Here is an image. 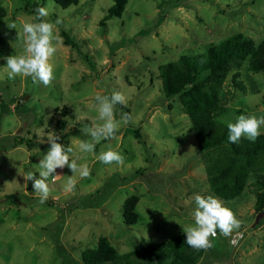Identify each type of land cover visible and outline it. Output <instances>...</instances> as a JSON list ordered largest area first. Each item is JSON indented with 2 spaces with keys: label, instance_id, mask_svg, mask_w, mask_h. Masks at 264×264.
I'll return each instance as SVG.
<instances>
[{
  "label": "rangeland",
  "instance_id": "obj_1",
  "mask_svg": "<svg viewBox=\"0 0 264 264\" xmlns=\"http://www.w3.org/2000/svg\"><path fill=\"white\" fill-rule=\"evenodd\" d=\"M112 4L79 0L62 8L53 0H0L6 25L17 24L10 55L25 54L22 25L38 22L39 7L49 9V22L60 21L55 34L61 38L50 58L55 78L48 86L22 75L9 79L6 57H0V264H84L82 253L95 249L100 238L119 254L129 253L131 261L152 264L133 249L185 235L182 228L195 224L197 194L217 197L243 223L228 237L217 229L213 247L196 264H264V213L255 222L264 212V202L257 209L264 193L256 177L250 173L231 200L211 191L205 165L215 152L199 150L180 97L165 98L158 73L159 65L190 50L203 53L208 44L235 33L260 45L264 0H127L121 16L106 19ZM61 27L84 43L96 71L76 48L63 44ZM236 71L242 88L232 84ZM113 92L126 97L125 108L116 106V118L128 113L129 123L114 139L101 140L93 153L81 152L79 141L90 139L84 130L102 123L95 96ZM220 96L214 119L221 124L242 114L264 115V70H252L249 58L238 68L230 65ZM53 132L61 137L58 143L73 147L70 158L87 163L91 175L80 178L77 173L76 187L67 193L72 172L57 169L61 176L48 178L50 194L41 204L33 181L24 176L34 172L39 178L38 163ZM109 146L123 154V165L97 159ZM129 196L137 197L133 224L122 216Z\"/></svg>",
  "mask_w": 264,
  "mask_h": 264
},
{
  "label": "trees",
  "instance_id": "obj_2",
  "mask_svg": "<svg viewBox=\"0 0 264 264\" xmlns=\"http://www.w3.org/2000/svg\"><path fill=\"white\" fill-rule=\"evenodd\" d=\"M53 1L67 8L76 5L79 0ZM126 4L127 0H113L105 18L121 16ZM4 15L5 11L0 6V57L11 54L10 43L17 38V31L10 30L4 22ZM60 33L63 44L76 48L88 67L96 71L98 67L95 59L82 41L78 43L76 34H70L62 27ZM246 58H249L252 70H264V41L254 46L250 37L235 33L218 44H208L203 53L190 50L177 61H168L158 67L162 92L167 99L180 97L184 111L191 120L199 150L215 152L206 158L205 170L211 191L224 200H231L242 192L250 173L256 177L264 193V133L255 142L242 137L239 143L233 144L228 140L227 125L214 119L221 101L220 90L225 71L230 65L238 68ZM237 76L238 71L231 77L232 84L242 88ZM120 106L125 108L124 105ZM133 134L140 139L138 131ZM263 200L261 196L257 201V209L260 211ZM136 201V196H129L123 205L122 216L130 224L137 221V213L134 211ZM185 240V235H178L166 242L141 245L134 248L133 252L152 264H196L205 250L191 248ZM81 258L84 264H142L131 261L129 253L116 252L105 238L99 239L95 249L83 252Z\"/></svg>",
  "mask_w": 264,
  "mask_h": 264
},
{
  "label": "clouds",
  "instance_id": "obj_3",
  "mask_svg": "<svg viewBox=\"0 0 264 264\" xmlns=\"http://www.w3.org/2000/svg\"><path fill=\"white\" fill-rule=\"evenodd\" d=\"M48 16L49 9L39 7L34 17V20L38 22H25L22 25L25 54L9 55L5 58L9 79L22 75L31 77L33 83H42L44 86L50 85L54 80V65L50 63V58L57 52L56 45L61 42V38L55 34L56 24L60 21L49 22L46 19ZM8 28L14 30L17 24L10 23ZM95 100L99 120L102 123L94 124L91 128L84 130L90 139L79 141L78 148L83 153H93L101 140L114 139L122 124L126 125L131 119L128 113H122L120 119L116 118V106L126 104V97L121 92H113L110 96L97 94ZM262 127H264V115L259 117L255 114L239 115L235 122L227 123L228 140L230 143L237 144L243 137L250 142H255L261 135ZM60 139V135L56 133L48 135L47 143L50 147L38 163L39 178H35L34 172H27L24 176L26 181H33L32 187L34 192L40 195L41 204L47 201L50 194L48 178L52 177L55 180L61 176L57 174V169L68 167L72 172L64 187L67 193L74 191L77 181L73 177L77 173L80 178H88L91 175L88 164H78L79 157L71 159L73 147L58 143ZM97 159L105 165L120 166L125 163L123 154L112 149L111 146L107 151H102ZM194 200L195 224L182 228L186 235L185 242L189 247L196 250L210 249L213 247L212 240L217 237V229L222 235L228 237L234 230L241 228L243 222L217 197L197 194ZM236 242L235 239L231 241L233 244Z\"/></svg>",
  "mask_w": 264,
  "mask_h": 264
},
{
  "label": "water",
  "instance_id": "obj_4",
  "mask_svg": "<svg viewBox=\"0 0 264 264\" xmlns=\"http://www.w3.org/2000/svg\"><path fill=\"white\" fill-rule=\"evenodd\" d=\"M264 212L263 211H261L257 216H256V218H255V222H257L258 221V218H259V216L261 215V214H263Z\"/></svg>",
  "mask_w": 264,
  "mask_h": 264
},
{
  "label": "built area",
  "instance_id": "obj_5",
  "mask_svg": "<svg viewBox=\"0 0 264 264\" xmlns=\"http://www.w3.org/2000/svg\"><path fill=\"white\" fill-rule=\"evenodd\" d=\"M211 239V238H210Z\"/></svg>",
  "mask_w": 264,
  "mask_h": 264
}]
</instances>
